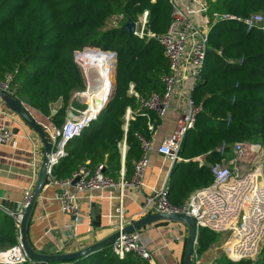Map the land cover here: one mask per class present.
<instances>
[{
	"label": "trees",
	"instance_id": "16d2710c",
	"mask_svg": "<svg viewBox=\"0 0 264 264\" xmlns=\"http://www.w3.org/2000/svg\"><path fill=\"white\" fill-rule=\"evenodd\" d=\"M206 4L208 15H264V0H206ZM144 12L154 37L139 40L122 26L128 20L136 23ZM170 23L168 0H0V80L11 74L10 95L46 117L51 116L52 105L61 102L53 118L57 127L66 119L72 92L85 88L76 53L89 49L116 55L114 92L96 120L67 144L66 156L53 169L55 180L70 179L83 165L89 169L103 165V175L118 181L122 164L123 180L132 179L142 155L138 137L150 140L154 131H149L148 124L156 129L161 120L127 90L133 84L140 99L163 91L161 78L169 67L157 37L166 33ZM100 58L91 59L97 62L99 103L112 82V61ZM191 99L200 111L178 153L181 161L173 164L169 174L168 201L174 208H181L195 190L212 184L210 166L221 164L234 144L258 138L264 148V36L259 30L233 21L212 24L203 82L194 88ZM127 109L133 120L125 130ZM199 157L204 158L203 164L196 161ZM216 241V233L199 229L197 255L205 254ZM16 243L14 220L0 211V245ZM23 264L148 263L132 254L119 260L109 246L70 263ZM212 264L253 263L232 262L220 253ZM254 264H264V242Z\"/></svg>",
	"mask_w": 264,
	"mask_h": 264
},
{
	"label": "built area",
	"instance_id": "2783aa9c",
	"mask_svg": "<svg viewBox=\"0 0 264 264\" xmlns=\"http://www.w3.org/2000/svg\"><path fill=\"white\" fill-rule=\"evenodd\" d=\"M151 1L154 2L155 0ZM168 2L171 6V23L166 33L157 37L169 67L168 74L161 78L163 91L154 93L146 99H140L134 90V85L130 84L127 94L139 99L141 106L154 112L160 120L171 107L176 93L186 97V106L176 122L174 131L161 140L157 149V152L169 159L173 165L181 161L178 153L185 135L194 129L196 116L200 111V107L193 104L191 95L194 88L203 81L204 63L208 50V34L212 24L219 21H233L243 24L248 30L257 29L264 36V15L255 13L246 18L220 13L208 15L206 0H168ZM195 16H198L199 20ZM134 25L133 36L139 40L154 37L147 29V12H144ZM104 53L101 51V54ZM108 53L111 57L112 52L105 54ZM12 78V75L8 74L0 80V91L10 94ZM86 94V91H77L73 92L72 96L79 97ZM96 105L92 109L82 112L75 120L67 117L61 127L54 126L53 133L49 134L55 148L51 155L48 182L57 188L56 196L61 202L62 212L73 218L71 230L82 220L79 217L76 195H90L94 192L113 188L122 190L123 188L142 187L144 172L148 165V153L154 144V135L150 140L138 137L142 155L134 165V172L130 181H124L122 173H120L118 181L105 177L103 165H98L94 169H89L83 165L73 173L70 179L66 181L55 180L53 169L66 156L67 144L72 139L79 137L96 120ZM9 112L13 113L10 110ZM131 120H133L131 112L127 109L124 117L125 130ZM148 129L151 132L156 130L151 124H148ZM14 137L12 129L4 127L0 131V150L3 146L11 144ZM245 143L246 141L234 144L231 150L234 159L228 165L223 160L221 164L210 166V173L213 177L212 184L195 190L181 208H174L169 204L167 182L145 198L141 216L147 213L186 214L195 219L197 230L206 229L221 237L228 236V240L222 246L213 247L214 252L222 250L223 254L232 262L250 260L254 264L264 242V180L262 177L264 148L262 146L256 147L261 153L262 165L254 164L251 171L240 170L239 165L246 164L250 160V148L255 147L246 146ZM223 148L224 146L220 148L221 153H223ZM125 151L126 146L123 142L120 145L122 161ZM196 161L203 164L204 158L199 157ZM33 167L38 175L39 166L34 163ZM75 178H78V183L72 186L71 183ZM30 196L26 197V205L20 212L17 214L7 212V215L10 214L14 220L17 243L9 250L0 252V264H23L28 261L21 241V226ZM119 200L121 201V196ZM0 211L3 212L1 207ZM129 223L131 222L124 221L122 208L119 205L115 226V232H119V237L110 245L111 254L119 260L124 259L128 254H132L148 264H154L148 242L143 238L140 231L121 234L124 227ZM175 232L177 230L172 229L170 234ZM192 264H201V259L196 252L193 255Z\"/></svg>",
	"mask_w": 264,
	"mask_h": 264
},
{
	"label": "crops",
	"instance_id": "0c3cea01",
	"mask_svg": "<svg viewBox=\"0 0 264 264\" xmlns=\"http://www.w3.org/2000/svg\"><path fill=\"white\" fill-rule=\"evenodd\" d=\"M195 18L199 20L198 16ZM91 54L99 55L101 51L87 49L75 55L85 88L74 92L86 91L87 94L79 97L71 94L66 118L69 117L70 112L78 118L82 112L100 104L95 97L96 90L99 88L97 66L92 64L94 62L91 61ZM185 106L186 97L176 93L171 107L154 132V144L148 153V165L144 172L142 187L123 188L122 190L113 188L90 195H76L79 217L82 220L72 230L70 226L73 218L62 212L61 202L56 196L57 188L48 182L37 200L28 228V238L33 248L40 251L52 245L61 253H74L102 241L115 232L119 205L122 208V217L125 222H132L142 217L145 198L168 182L173 165L169 159L160 155L157 149L161 140L174 131ZM61 107V102L53 104L52 114L49 117L31 108H28V111L48 134H52L56 126L53 118ZM4 127L12 129L15 135L14 141L0 150V207L3 210L2 214L7 215L9 209L3 205L5 201L12 207L25 203L26 197L31 195L38 179L33 164L41 168L44 147L37 133L16 114L10 113L8 107L0 99V131ZM120 173L124 174L123 164ZM93 205L98 206L99 210L98 228L93 226L91 220ZM172 229H176L177 232L171 235ZM140 233L148 242L154 264L182 263L186 237V228L183 225L156 223L141 230ZM0 246V252H5L12 247V245ZM213 246L200 256L201 264H212L213 260L220 255L219 252L213 251Z\"/></svg>",
	"mask_w": 264,
	"mask_h": 264
},
{
	"label": "water",
	"instance_id": "95a60500",
	"mask_svg": "<svg viewBox=\"0 0 264 264\" xmlns=\"http://www.w3.org/2000/svg\"><path fill=\"white\" fill-rule=\"evenodd\" d=\"M135 25L131 20H128L123 26L122 30L125 31L129 36L134 35ZM107 53V52H105ZM104 53V54H105ZM112 82L111 87L109 88V93L104 101L96 105V116H98L107 101L110 99L114 92V75L116 69V55L112 53ZM203 82V81H202ZM0 99L5 103L8 109L16 114L27 126L33 129L37 135L40 137L43 147H44V156L43 162L38 174V179L34 186V189L31 193L30 199L27 203V208L24 211V218L21 226V241L26 253L27 259L31 263H53V262H63L70 263L72 261H77L79 259L86 258L102 249H105L111 245L119 237V232H114L107 238L94 243L80 251L74 253H61L58 248H53L52 245H49L47 248H43L40 251H37L31 245L28 238V228L31 221L32 213L37 203L38 198L40 197L42 191L49 181V169H50V160L51 155L54 152V142L52 141L50 135L41 127L32 117L28 111V107L20 102L16 97L7 94L3 91H0ZM69 118L75 120L77 117L73 113H68ZM78 183V178L73 179L72 186H75ZM5 207L9 209L11 214H17L21 209L26 205V203L10 206V203L5 201L3 203ZM15 206V207H14ZM91 220L93 221V226L99 227V210L98 206L93 205V210L91 212ZM11 217V215H8ZM12 218V217H11ZM175 223L183 225L186 228V237L183 250V257L181 264H192L193 255L196 252L197 238L199 235V230H197L196 221L194 218L183 214H159V213H147L139 219L132 221L126 225L121 234H129L133 232H139L146 227L156 224V223Z\"/></svg>",
	"mask_w": 264,
	"mask_h": 264
},
{
	"label": "rangeland",
	"instance_id": "374dc122",
	"mask_svg": "<svg viewBox=\"0 0 264 264\" xmlns=\"http://www.w3.org/2000/svg\"><path fill=\"white\" fill-rule=\"evenodd\" d=\"M99 84V83H98ZM101 88H99V90H96V98L98 99L99 101V96H101V93H99L101 90ZM100 94V95H99ZM104 100L102 99L101 103L103 102ZM246 146H255V147H251L250 148V160H248V162L246 164H243V165H239V168L240 170H247V171H251L253 170V165H262L263 162H261V153L259 152V150L257 149L258 147L257 146H261L259 144V139L258 138H255L251 141H246ZM257 147V148H256ZM234 157H233V153L232 151H230L228 154H226V157L224 159V163L226 165H228L229 163H231L233 161ZM264 166V165H263ZM262 177H263V180H264V167H263V171H262ZM228 240V236H223L221 237L220 235H217V241L215 243V247H220L222 246L226 241ZM213 246V247H214ZM261 248H262V245L260 247V251H259V255H261ZM219 253H223L222 250H219L218 251Z\"/></svg>",
	"mask_w": 264,
	"mask_h": 264
},
{
	"label": "bare ground",
	"instance_id": "6f19581e",
	"mask_svg": "<svg viewBox=\"0 0 264 264\" xmlns=\"http://www.w3.org/2000/svg\"><path fill=\"white\" fill-rule=\"evenodd\" d=\"M101 56H105V58H106V56H107V58L111 60V57H110V54H109V53H108V54H99V55H98V54H91V55H90V57H92V58L97 57L99 60L101 59V58H100ZM94 63H95V62H94ZM96 63H97V62H96ZM96 63H95V64H96ZM86 65H87V64H86ZM111 72H112V69H111ZM108 90H109V89H108ZM99 95H100V94H99ZM91 97H92V96H91ZM95 97H96V95H95Z\"/></svg>",
	"mask_w": 264,
	"mask_h": 264
}]
</instances>
